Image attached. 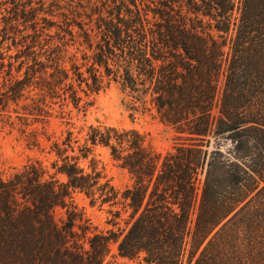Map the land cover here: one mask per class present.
Returning <instances> with one entry per match:
<instances>
[{
    "label": "trees",
    "instance_id": "16d2710c",
    "mask_svg": "<svg viewBox=\"0 0 264 264\" xmlns=\"http://www.w3.org/2000/svg\"><path fill=\"white\" fill-rule=\"evenodd\" d=\"M111 84L131 118L152 109L174 131L170 150L133 128L89 126L78 145L67 130L55 172L35 160L0 175V264H109L113 245L133 264H264V0H0L10 131L38 139L34 124L70 120ZM96 145L129 174L122 192L80 165ZM75 191L120 206L124 226L85 238L70 213L58 223Z\"/></svg>",
    "mask_w": 264,
    "mask_h": 264
},
{
    "label": "rangeland",
    "instance_id": "374dc122",
    "mask_svg": "<svg viewBox=\"0 0 264 264\" xmlns=\"http://www.w3.org/2000/svg\"><path fill=\"white\" fill-rule=\"evenodd\" d=\"M89 99L92 101L91 105L79 113L74 110L70 120L60 118L59 110H57L53 111V116L44 127L40 123L34 124L33 128L38 132V139H23L19 129L10 131V128L4 126L0 120V175L3 178H8L16 170L35 160L42 162L49 174H52L55 172V169L51 167V162L55 159L54 153L50 151L52 143L55 141L60 143L65 138L67 130H70L72 131V138L78 139V143L75 145L82 144L89 126L100 128L114 126L118 129L133 128L144 135L146 144L155 151L165 153L170 150L175 139L174 131L163 125L152 109L144 112L139 110L131 118L129 116L130 111L124 107L128 98L118 90L115 84H111L105 90L90 96ZM65 121H69L71 124H66ZM35 140L39 145H31ZM220 143L224 147L228 146L226 140L222 139ZM90 158L95 160L97 169L104 176L101 182L109 180L110 184L119 192L131 184L129 174L125 169L118 167L107 147L94 146L87 160L81 161L80 165L87 169ZM56 178L65 181V176L62 174L57 173ZM109 208L115 211L121 207H109L106 203L99 205L98 202L91 204L90 199L84 193L75 191L72 194V205L68 204V208L56 207L53 215L60 224L66 222L69 215L74 217V230L83 234V228H86L85 238H87L94 233H105L109 229L124 226L128 212L121 211L120 215L116 217L108 211ZM112 222L118 224L113 226ZM82 242L87 247V241L82 240ZM138 259L130 260L118 256L116 247L113 245L106 261L109 264H133Z\"/></svg>",
    "mask_w": 264,
    "mask_h": 264
}]
</instances>
